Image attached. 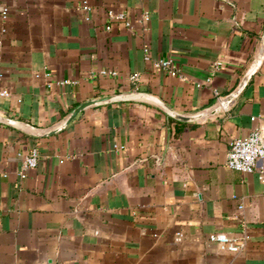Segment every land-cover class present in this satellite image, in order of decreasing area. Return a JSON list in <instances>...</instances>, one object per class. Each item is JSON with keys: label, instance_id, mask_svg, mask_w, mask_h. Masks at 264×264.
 Segmentation results:
<instances>
[{"label": "crops", "instance_id": "crops-1", "mask_svg": "<svg viewBox=\"0 0 264 264\" xmlns=\"http://www.w3.org/2000/svg\"><path fill=\"white\" fill-rule=\"evenodd\" d=\"M263 34L264 0H0V116L17 120L0 119V264H264V185L226 165L233 139L264 128ZM218 98L195 119L158 102L192 115ZM218 231L241 248L211 241Z\"/></svg>", "mask_w": 264, "mask_h": 264}, {"label": "built area", "instance_id": "built-area-1", "mask_svg": "<svg viewBox=\"0 0 264 264\" xmlns=\"http://www.w3.org/2000/svg\"><path fill=\"white\" fill-rule=\"evenodd\" d=\"M85 9L90 10L91 6L84 5ZM1 12L3 15H7L9 12L8 6H1ZM108 16L111 20L121 21L129 28H133L134 22L127 17L124 11H115L114 9H108ZM150 20V13L145 11L139 18V23H146ZM107 29L111 28V23L106 25ZM148 57V55H147ZM221 60H216L212 64L211 74L207 77V82L211 84L214 76L220 68ZM155 65L163 70H167L172 75H179L184 78L181 68L174 62L171 57H159L155 60ZM113 73H118L117 70H113ZM50 73L47 72V75ZM139 72L131 74L132 80L139 79ZM61 82H69L68 79ZM214 93L219 96L220 90L217 87L213 88ZM1 95L8 96L10 92L7 90L0 91ZM22 155V165L19 174L22 177L27 176V171L37 166L39 162L40 151L38 147H32L28 152ZM226 165L231 168H235L244 172H250L255 169L258 170L259 179L264 185V128L256 127L252 129L247 135L236 137L231 141V146L227 154ZM264 195V190H263ZM244 206L243 202L239 204V207ZM210 240L219 244L222 249L230 251H238L242 243L239 238L233 236L224 231H218L210 234Z\"/></svg>", "mask_w": 264, "mask_h": 264}, {"label": "water", "instance_id": "water-1", "mask_svg": "<svg viewBox=\"0 0 264 264\" xmlns=\"http://www.w3.org/2000/svg\"><path fill=\"white\" fill-rule=\"evenodd\" d=\"M263 49H264V34H263ZM253 73V68H251L249 70V72L246 74V76L243 78V80L241 81L240 85L238 86V88H236L227 98V100L233 99L234 97H236L241 90L243 89V87L245 86L246 82L249 79V76ZM138 96L137 93H119V94H113V95H108V96H101V97H96V98H91L89 100H85L83 102H81L80 104H78L69 114L68 116L65 118V120H63L60 124H58L57 126H55L54 128H51L50 130L47 131V133H54L57 132L61 129H63L64 127H66L70 121L75 118L77 116V114L82 111L83 109L87 108L88 106L97 104V103H101V102H108L111 100H116L119 98H132ZM171 115L180 118V119H195V118H199L201 116L204 115H211L215 112H217L218 110H220L223 107V104L225 102L224 99L222 98H218L216 100V102L214 104H212L211 106L204 108L203 110L197 112L196 114H192V115H187V114H183L180 113L174 109H172L170 106H168L165 102L159 100L158 101ZM1 120H5L7 122H12L15 123L17 122V120H13L11 118L8 117H4V116H0Z\"/></svg>", "mask_w": 264, "mask_h": 264}]
</instances>
